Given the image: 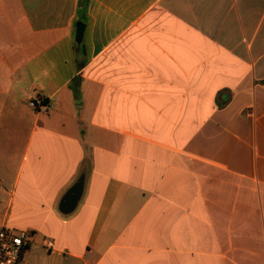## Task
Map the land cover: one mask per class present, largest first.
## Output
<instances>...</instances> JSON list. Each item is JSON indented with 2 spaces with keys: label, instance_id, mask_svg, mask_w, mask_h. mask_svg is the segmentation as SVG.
<instances>
[{
  "label": "crops",
  "instance_id": "obj_1",
  "mask_svg": "<svg viewBox=\"0 0 264 264\" xmlns=\"http://www.w3.org/2000/svg\"><path fill=\"white\" fill-rule=\"evenodd\" d=\"M0 223L25 263L264 264V0H0Z\"/></svg>",
  "mask_w": 264,
  "mask_h": 264
},
{
  "label": "built area",
  "instance_id": "obj_2",
  "mask_svg": "<svg viewBox=\"0 0 264 264\" xmlns=\"http://www.w3.org/2000/svg\"><path fill=\"white\" fill-rule=\"evenodd\" d=\"M27 103L33 108L48 106L42 96L29 99ZM28 237L26 230L14 229L0 223V264H19L28 243Z\"/></svg>",
  "mask_w": 264,
  "mask_h": 264
},
{
  "label": "water",
  "instance_id": "obj_3",
  "mask_svg": "<svg viewBox=\"0 0 264 264\" xmlns=\"http://www.w3.org/2000/svg\"><path fill=\"white\" fill-rule=\"evenodd\" d=\"M84 29V23L77 21L75 23V39L79 41L81 39ZM83 189V177L80 176L75 183L65 192L63 195L59 209L63 213H68L76 206Z\"/></svg>",
  "mask_w": 264,
  "mask_h": 264
},
{
  "label": "rangeland",
  "instance_id": "obj_4",
  "mask_svg": "<svg viewBox=\"0 0 264 264\" xmlns=\"http://www.w3.org/2000/svg\"><path fill=\"white\" fill-rule=\"evenodd\" d=\"M17 232V230H15ZM42 251L32 255L28 260L20 262L19 264H45L41 256ZM40 255V256H39Z\"/></svg>",
  "mask_w": 264,
  "mask_h": 264
},
{
  "label": "trees",
  "instance_id": "obj_5",
  "mask_svg": "<svg viewBox=\"0 0 264 264\" xmlns=\"http://www.w3.org/2000/svg\"><path fill=\"white\" fill-rule=\"evenodd\" d=\"M21 259H22V256H21Z\"/></svg>",
  "mask_w": 264,
  "mask_h": 264
}]
</instances>
